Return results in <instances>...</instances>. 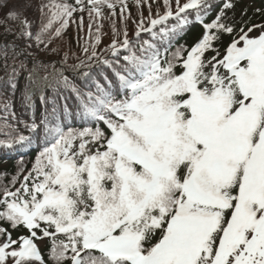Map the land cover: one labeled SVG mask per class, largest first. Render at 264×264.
Segmentation results:
<instances>
[{
	"label": "snow or ice",
	"instance_id": "1",
	"mask_svg": "<svg viewBox=\"0 0 264 264\" xmlns=\"http://www.w3.org/2000/svg\"><path fill=\"white\" fill-rule=\"evenodd\" d=\"M174 2L155 17L149 4L134 39L113 25L110 58L97 52V27L75 63L48 58L59 56L48 44L76 7L42 4L34 36L30 5L5 13L17 27L0 40V146L37 151L0 185V221L28 232L13 239L0 227V264H45L37 231L51 241L52 264H264V23L229 16L232 0L209 22L214 0ZM76 4L90 35L104 7L115 16L120 4L122 21L128 10L124 0ZM189 11L203 28L190 48L176 42ZM18 88L28 110L38 97L39 118L18 119Z\"/></svg>",
	"mask_w": 264,
	"mask_h": 264
},
{
	"label": "trees",
	"instance_id": "2",
	"mask_svg": "<svg viewBox=\"0 0 264 264\" xmlns=\"http://www.w3.org/2000/svg\"><path fill=\"white\" fill-rule=\"evenodd\" d=\"M184 0H181L183 2ZM50 2L55 3H64L73 5L77 8V11L73 13L72 18L69 20L67 27L61 32L59 36H53L51 42L48 44L49 47H56L59 49V56L50 55L48 58L50 59H59L65 53L69 56V63H75L76 57L83 58L82 46L92 40L95 39V31L96 28H100V43L97 46V52L102 53L105 57H111L109 52H105L104 49L111 43L113 37V25L119 31H123L126 27L128 36L132 38L136 32V23L133 21H139L140 13L143 14L144 17H148L149 15V4H151L152 16L155 17L157 13V9L159 8L160 12H163V0H147V3H144L143 0L138 7L135 0H124V2L128 5V10L124 13L125 19L122 21L120 17V8L121 5L117 4L116 7V15L112 16L107 7H104L103 13L104 18L99 20V24L93 23L92 27V35L89 33V15L87 10L81 12L79 10V6L76 4V0H7V6L0 5V40L3 39L2 33L4 32L5 27H11L14 31L17 27L16 22L14 21H5V13L8 12L9 8L15 7L17 11H21L23 9V5H30L26 11L23 12L24 17L31 24L30 31L33 33V36L37 31H39L41 21H42V13L40 10V6L42 4H47ZM235 7L233 10L228 12L229 16H235V19L239 21L241 19V15L243 13V19L248 20L251 18L252 23L260 24L264 23V16L260 15L255 11V9H264V0H232ZM86 5L87 0H84ZM215 5L213 8L211 15L208 16L207 22H209L215 14L219 11L220 7ZM247 9L246 13L244 10ZM173 10H175V2L173 0ZM47 11V9H45ZM188 16L193 17V12L188 13ZM81 17H83V27L80 26ZM171 22L175 23L176 20L170 19ZM46 22V20H45ZM190 22L188 27L183 28L182 39L179 40L178 44H185L189 46L202 32L200 26H197ZM59 27V22L54 23L52 31H55V28ZM11 36L9 35L8 39L11 40ZM122 39V37H119ZM147 34L142 35L141 39H147ZM45 43H48L47 34H45ZM134 39V38H133ZM227 39V37H225ZM21 44L24 41H20ZM33 47H35L34 41ZM138 46V43H137ZM44 45L40 46L41 52H43ZM75 54V55H73ZM123 54V53H122ZM97 72L100 69H96ZM106 71H110L107 70ZM5 77V71L2 66V62H0V78ZM24 83V77L21 75L19 78V87L22 88ZM7 87L5 85L0 84V93H6ZM48 95H51L50 90L47 92ZM6 99V95H0V102ZM13 109L15 111L16 116L19 120H30L33 114L39 118L41 105L38 97L35 98V107L31 110L26 109L20 101V91L19 88L16 94L13 96ZM58 103H63L61 101H57ZM67 103L71 105L73 103V98L69 97ZM51 108V104L48 105ZM2 115V113H0ZM11 122V121H10ZM0 123H3L0 121ZM74 127L77 125H73ZM21 131L27 135V131L23 129L22 125H19ZM3 137L0 136V139ZM36 149L27 150L26 148H20L14 146L12 148H6L0 146V185L7 184L13 176L16 175L17 167L21 161H23V166L25 168H30L32 160L35 157ZM23 176H20L22 179ZM19 187V184L16 185ZM0 227L7 229L8 232L11 233L13 239H16L19 235L28 233L26 229L17 228L13 229L8 223L0 221ZM39 234L40 241L42 243V253L45 258L46 264H52L49 260V248L51 241L48 238L43 237V234L37 231ZM5 237L0 236V242H2ZM8 264H12L11 258H9ZM32 264H39V262L32 261Z\"/></svg>",
	"mask_w": 264,
	"mask_h": 264
}]
</instances>
